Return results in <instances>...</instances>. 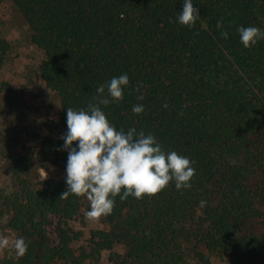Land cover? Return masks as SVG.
<instances>
[{
    "label": "trees",
    "instance_id": "trees-1",
    "mask_svg": "<svg viewBox=\"0 0 264 264\" xmlns=\"http://www.w3.org/2000/svg\"><path fill=\"white\" fill-rule=\"evenodd\" d=\"M9 1L44 54L40 83L60 104L54 137H43L37 151L7 153L20 190L5 199L3 215L28 243L14 264H99L103 252L108 264L251 257L258 238L246 226L257 221L264 228V40L245 48L238 29L264 31V0H192L200 13L192 28L177 22L183 0ZM9 50L0 39V67ZM122 74L129 77L123 100L101 105L110 123L153 134L166 153L192 160L195 176L183 191L173 181L151 198L117 196L112 214L102 217L107 229L82 240L68 227L82 197L60 199L67 191L68 152L60 138L67 133L66 108L86 110L97 102L99 85ZM138 104L145 109L140 115L132 111ZM34 162L58 167L61 175L32 184ZM114 245L124 255L111 253Z\"/></svg>",
    "mask_w": 264,
    "mask_h": 264
},
{
    "label": "clouds",
    "instance_id": "clouds-1",
    "mask_svg": "<svg viewBox=\"0 0 264 264\" xmlns=\"http://www.w3.org/2000/svg\"><path fill=\"white\" fill-rule=\"evenodd\" d=\"M199 15V9L193 7L192 0H183V10L177 22L192 28ZM216 28L222 29L223 21H218ZM238 32L245 48L264 40V31L255 26H241ZM220 35L223 39L229 37L227 31H221ZM128 84L127 74L113 77L110 83L99 85L94 97L97 102L90 101L86 110L66 108L67 133L60 138L64 140L62 150L68 152L67 191L62 193L60 199H66L70 194L85 197L89 201L85 218L89 221L111 215L117 196L121 201L129 196L151 198L173 181L175 188L183 191L191 188V180L195 176L194 162L176 151L166 153L153 134L146 135L135 128L127 132L117 130L110 123L101 105L106 107L123 100V90ZM138 99L142 100L143 96ZM163 107L167 108V103ZM132 111L140 115L145 109L138 104L133 106ZM205 203L201 201V207ZM5 249H11L17 257H23L27 253L28 243L23 237L0 235V251Z\"/></svg>",
    "mask_w": 264,
    "mask_h": 264
},
{
    "label": "rangeland",
    "instance_id": "rangeland-1",
    "mask_svg": "<svg viewBox=\"0 0 264 264\" xmlns=\"http://www.w3.org/2000/svg\"><path fill=\"white\" fill-rule=\"evenodd\" d=\"M0 39L10 46L0 67V235L17 237L8 227L7 216L3 215L5 199L20 190L12 176L7 153L37 151L43 137H54L60 129V104L58 97L40 83L44 54L32 45L28 24L9 0L0 4ZM29 168L28 181L32 184L57 180L61 175L60 168L38 162L32 163ZM258 182L259 179L254 178L250 188L255 190ZM88 210L89 201L82 197L77 217L68 223L74 232L82 233V240L87 239L91 231L107 229L102 218L87 220L85 213ZM52 221L54 225L57 222L55 219ZM191 225L187 224L186 228L197 229L196 224ZM246 231L258 238L257 251L251 257L243 260L239 255L229 256L223 261L210 257L211 264H239L242 261L264 264V228L257 221H250ZM111 253L124 255L125 250L122 245H114ZM108 255V252H103L99 264H108ZM17 259L11 249L0 251V264H14ZM188 264L195 263L188 261Z\"/></svg>",
    "mask_w": 264,
    "mask_h": 264
}]
</instances>
